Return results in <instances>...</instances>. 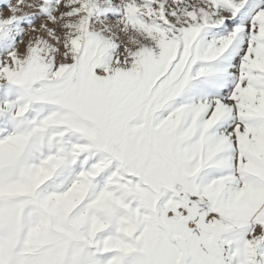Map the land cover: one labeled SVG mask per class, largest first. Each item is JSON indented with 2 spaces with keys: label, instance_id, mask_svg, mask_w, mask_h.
I'll return each mask as SVG.
<instances>
[{
  "label": "snow or ice",
  "instance_id": "1",
  "mask_svg": "<svg viewBox=\"0 0 264 264\" xmlns=\"http://www.w3.org/2000/svg\"><path fill=\"white\" fill-rule=\"evenodd\" d=\"M0 264H264V0H0Z\"/></svg>",
  "mask_w": 264,
  "mask_h": 264
}]
</instances>
